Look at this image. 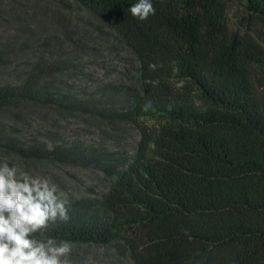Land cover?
Returning a JSON list of instances; mask_svg holds the SVG:
<instances>
[{"label": "trees", "instance_id": "obj_1", "mask_svg": "<svg viewBox=\"0 0 264 264\" xmlns=\"http://www.w3.org/2000/svg\"><path fill=\"white\" fill-rule=\"evenodd\" d=\"M76 1L139 61L138 82L113 115L155 122H142L135 152L119 158L0 136L14 150L94 164L111 178L101 198L67 203L68 219L49 222L43 235L120 239L135 264H264V43L231 23L235 8L264 21V0H151L156 12L144 21L129 10L138 0ZM48 72L39 62L22 79L0 83V106L44 98L94 105L49 92Z\"/></svg>", "mask_w": 264, "mask_h": 264}, {"label": "rangeland", "instance_id": "obj_2", "mask_svg": "<svg viewBox=\"0 0 264 264\" xmlns=\"http://www.w3.org/2000/svg\"><path fill=\"white\" fill-rule=\"evenodd\" d=\"M231 23L253 31L264 43L263 20L245 18L235 8ZM0 47V83L18 81L42 62L49 70L43 79L49 92L73 94L94 104L74 105L52 95L57 100L1 105L0 136L13 134L26 145L48 150L57 144H77L116 151L119 158L135 152L140 124L155 122L125 121L113 115L125 109L122 95L137 84L139 61L126 43L76 0H0ZM2 138L0 161L7 160L18 174L50 179L68 203L97 200L110 187V176L99 166L23 153ZM35 236L47 238L43 233ZM56 241L72 244V264H135L120 239L109 244Z\"/></svg>", "mask_w": 264, "mask_h": 264}, {"label": "clouds", "instance_id": "obj_3", "mask_svg": "<svg viewBox=\"0 0 264 264\" xmlns=\"http://www.w3.org/2000/svg\"><path fill=\"white\" fill-rule=\"evenodd\" d=\"M129 10L141 21L156 12L151 0H138ZM156 67L149 65L152 70ZM146 83L155 86L158 81ZM67 203L50 179L18 174L7 160L0 161V264H72L69 241L35 236L46 230L49 222L68 219Z\"/></svg>", "mask_w": 264, "mask_h": 264}]
</instances>
